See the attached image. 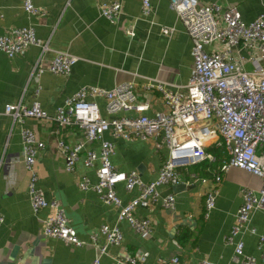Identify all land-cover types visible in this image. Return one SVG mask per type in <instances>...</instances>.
Here are the masks:
<instances>
[{"label": "crops", "instance_id": "0c3cea01", "mask_svg": "<svg viewBox=\"0 0 264 264\" xmlns=\"http://www.w3.org/2000/svg\"><path fill=\"white\" fill-rule=\"evenodd\" d=\"M117 1L122 13L112 21L100 15L99 6ZM152 12L142 14L141 0H31L34 7L45 15H29L23 8L24 0H0V36L12 28H33L36 37L45 43L47 50L30 46L14 59L0 51V214L4 222L0 227V264H90L98 252V245L89 236L102 226H117L122 235L120 247H109L101 257L102 264H118L126 255H144V264H168L178 257L181 264H198L207 260L215 264H234L232 245L226 243L236 213L242 204L241 190L249 188L258 193L261 182L252 174L231 168L220 172L227 161L226 153L216 149L215 160L198 166L180 169L182 186L159 188L158 201L149 209L138 208L137 216L149 218L152 235L139 237L125 221L118 220L119 210L105 205L91 191L81 190L77 183L86 176L91 185L97 183L96 161L85 168L86 151H100L97 142L85 143L75 173L65 171L63 155L56 148L61 139L69 146L84 142L76 126L58 128L54 122L46 123L27 119L24 127L34 131L44 148L36 157L37 186L47 200H56L64 210L68 224L85 243L76 247L42 233L41 220L48 210L33 213L27 192L29 175L22 153L21 127L4 114L8 104L30 107L37 100L42 111L50 117L65 99L83 87L93 86L112 90L117 85L133 83L138 99L147 102L151 117L164 111L161 94L146 90L145 85L156 81L166 89L176 91L187 85L193 68L192 41L169 0H149ZM204 4L218 3L222 7L234 5L245 22L253 21L263 10L264 0H199ZM132 27L134 36L126 30ZM162 27L174 29L171 36L161 32ZM208 50V48H207ZM56 52L69 53L78 58L69 76L55 75L45 70L40 77L36 68L47 69ZM258 64L264 66V58ZM252 71L251 64L245 65ZM38 91L37 97L34 93ZM95 102L103 117L105 101ZM131 117L133 113H126ZM103 139L114 145L110 158L119 171H136L142 181L156 179L168 157L164 147L156 151L151 142L134 139L126 141L109 133ZM215 149L209 146L207 150ZM197 174L200 181L192 182L190 175ZM215 185V208L205 217V194ZM213 187V186H212ZM123 205L137 196V190L125 191L122 184L116 187ZM167 194L175 198L174 209H165L161 200ZM253 231V232H251ZM264 235V210L255 211L247 230L240 234L244 252L264 264L258 249L259 237ZM103 243V238H98ZM99 244V245H100Z\"/></svg>", "mask_w": 264, "mask_h": 264}, {"label": "built area", "instance_id": "2783aa9c", "mask_svg": "<svg viewBox=\"0 0 264 264\" xmlns=\"http://www.w3.org/2000/svg\"><path fill=\"white\" fill-rule=\"evenodd\" d=\"M142 14L152 12L149 0H141ZM192 41L193 68L186 86L171 91L156 81H149L146 90L161 94L165 110L149 117L147 102L140 101L133 83L117 85L112 90L88 86L83 87L65 99L63 106L57 108L50 117L35 100L30 107L22 104H8L4 114L10 116L21 127L22 153L24 165L29 175L27 192L33 213L48 210L41 220L42 233L48 238L59 239L70 245L82 247L85 243L78 239L76 231L69 226L64 210L56 200H47L37 186L35 169L36 157L44 148V143L36 133L24 127L27 119L46 123L54 122L60 129L76 126L83 134L84 142L69 146L63 140H56V148L63 155L65 171L75 173L76 164L83 152L85 143L97 142L100 151L85 152L83 164L92 168L96 161L97 183L91 185L86 176L79 178L78 187L93 191L105 204L116 207L118 220L125 221L142 239H148L153 232L152 221L137 216L138 208L149 209L159 198V188L176 187L182 184L180 169L195 167L203 162H212L215 157L207 151L209 146L223 150L227 161L220 172L231 168L244 170L257 177L261 186L258 193L249 188L241 190L242 204L237 210L235 223L231 227L226 243L232 245L234 264H256V260L244 252L240 234L247 230L252 214L264 210V66L258 64L264 58V10L251 22H245L237 7L218 3L204 4L199 0H169ZM23 8L29 15H45L34 7L31 0H24ZM100 15L108 21L116 20L122 13L117 1L99 6ZM165 36H171L174 29L162 27ZM133 37L132 27L126 30ZM30 46L47 50L45 43L36 37L33 28H12L0 36V51L8 59L22 55ZM208 48V50H207ZM78 58L65 52H56L47 69L36 68L40 77L45 70L55 75L69 76ZM251 64L252 71L245 65ZM38 91L34 93L37 97ZM105 101L108 117H103L95 102ZM126 113H133L131 117ZM109 133L114 138L126 141L140 139L151 142L156 151L168 150L156 179L144 182L136 171L124 173L117 170L110 158L114 145L103 139ZM194 183L200 179L197 174L190 175ZM220 176L214 177V184L205 194V217L215 208V185ZM122 184L125 191L137 190V196L123 205L117 195L116 187ZM165 209H174L175 198L167 194L161 200ZM4 222L0 214V227ZM253 232V231H251ZM103 243H98V238ZM92 244L98 245V252L90 264H102L101 257L109 247L118 248L123 243V235L117 226L102 225L89 236ZM100 244V245H99ZM258 249L264 259V235L259 237ZM145 256L139 253L126 255L118 264H144ZM168 264H181L173 257ZM198 264H215L207 260Z\"/></svg>", "mask_w": 264, "mask_h": 264}, {"label": "trees", "instance_id": "16d2710c", "mask_svg": "<svg viewBox=\"0 0 264 264\" xmlns=\"http://www.w3.org/2000/svg\"><path fill=\"white\" fill-rule=\"evenodd\" d=\"M207 151L210 152V153H212V154H215L216 153V148L215 149L209 148Z\"/></svg>", "mask_w": 264, "mask_h": 264}, {"label": "water", "instance_id": "95a60500", "mask_svg": "<svg viewBox=\"0 0 264 264\" xmlns=\"http://www.w3.org/2000/svg\"><path fill=\"white\" fill-rule=\"evenodd\" d=\"M180 186H182V185L180 184V185H177L176 187H180Z\"/></svg>", "mask_w": 264, "mask_h": 264}]
</instances>
